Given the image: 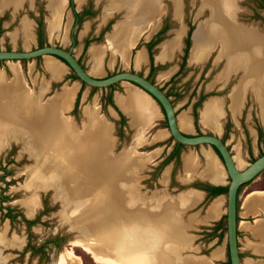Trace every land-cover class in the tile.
Masks as SVG:
<instances>
[{
    "label": "rangeland",
    "instance_id": "obj_1",
    "mask_svg": "<svg viewBox=\"0 0 264 264\" xmlns=\"http://www.w3.org/2000/svg\"><path fill=\"white\" fill-rule=\"evenodd\" d=\"M18 2L19 0L17 1L14 0L13 3L9 5L16 6L15 4H20ZM76 2L80 3L78 1ZM83 2L85 4H92L95 7L93 12L89 13V16L82 17V21H81V23L84 22L85 20L89 21L90 30L88 31V33H90L91 35H94L92 34V32L96 24L98 23L97 18L100 15V10H102L101 7L103 8V12H102L103 15L101 14L100 21H103V18H105L106 16H109L112 12H114V10L119 9V7L120 8L124 7V9H120V11L115 12L110 18H108L107 22L109 24L102 25V30L100 31L102 32L104 29L105 31H108L111 27V23L114 22L115 19L116 20L120 19L121 16L122 15L124 16V13H125V18L123 20L122 19L118 20L117 25L115 26L114 30L112 29L113 31L107 32L109 34L106 35V39L111 38V41L113 42L116 41L117 44L124 43L125 38L128 37V33L131 30L130 27L134 26L133 24H135L136 17H137L136 14L134 13L136 11H132L129 8L130 5L134 3V0H84ZM157 3H158L157 6L160 8L159 10H156L154 13H152V11L150 12L149 10H144V12L147 13V16L152 17L156 15L162 8H164L159 14L158 22L160 21V24H162V22L165 23L166 27L168 26L176 27V22H173V23L171 22L172 17H173V11H174L175 17L179 16L180 13L182 12V17L184 21L186 22V24H190L194 28L198 22L205 23L208 25L211 22L210 23L211 25L209 26H211L213 30L214 28L216 30L218 27V22L216 21L217 19L215 18L218 12L217 6L215 7L211 6L212 8L210 7L211 14L213 12V15H212L213 17L211 20L201 21L203 19H206L209 15V7L207 3H205L206 4L205 5L202 2V0H180V4H178V1L174 2V0H157ZM46 4L50 8V12H51L52 8L49 3V0H46ZM236 6H237V9L235 11V19L242 24L241 25L238 23V25L242 26L246 30L250 29L248 27H251L253 29V26H254L255 28H257L258 31H260L259 34L263 36L264 35L263 2L261 0H236ZM43 7H44V0H34V10H36L37 14L42 11L41 12L42 17L44 14H46L45 9ZM67 7H68L67 9H69L70 6L68 5ZM23 13H26L29 16L34 15L33 12L27 7L26 4H24L22 8L19 10L18 15H21ZM3 18L4 19L2 20L0 19V23H1L0 24V48L12 47V48L19 49L21 47L20 40L17 39L15 43H12L8 41L7 37L2 36L5 30L13 29V27L16 24V19L9 18V15L7 13L3 15ZM5 20L9 21V23L6 25H2L3 21ZM67 21L68 20H66L65 23ZM122 27L124 30L123 31L124 35L121 34ZM118 29H120L121 31ZM222 29L223 30L221 31H223V33L228 32V30L226 29V26L225 28H222ZM151 30L145 33V35L148 34ZM72 31H74V29ZM118 32L120 34H117ZM223 33L220 32L218 34L219 35L218 38H220L221 34ZM160 34L162 37L167 36V34H165L164 31L161 32ZM234 34L235 33L233 32L229 34L230 36L229 44L231 45V48L230 47L228 48L229 51L228 53H226V55H230L231 57L238 59L239 54H247L249 52V49H248V46H243L238 52H236L234 48V43H233L234 41L233 39L235 38ZM103 38H104V32L103 34H101V36L98 37V39H96V41H102ZM52 42L57 45L60 42V34L54 37V40ZM30 44L28 45L29 48L33 47V45H35L36 42L32 41L30 42ZM74 45H75L74 48L77 47L78 41H76ZM212 45H213L212 42H210V45L208 46V48L212 49L211 55L210 57L204 60L203 65L201 67L197 65H194V66L187 65L185 63V65H183L180 69H178L177 71H174L171 75L165 77L164 79H160L156 77L158 74V71L156 72L154 71L153 74L151 75L152 78L154 77L155 81L164 89H166L167 87H170L171 85L178 86L180 95L175 96V97L171 96L177 108H186V106L190 105V102L182 103V104L180 102L181 101L183 102L187 98L188 95H189V98L192 100L193 98H196L197 92L199 91L201 85L204 87L205 83H207L212 78H213L212 80H220L223 83L229 76L228 72L231 73L234 71L231 69H229L230 71H228V68L231 67L230 66L231 60H234V59H230L228 58V56L218 57L219 56L218 55L219 46L216 44L215 45L216 48H215V46L212 47ZM68 46H69V42L65 43L63 47H68ZM95 46L103 47L102 43H100L99 45H95ZM262 47H260V49L258 48L256 49V55H257L256 58H259V57L261 58V59L259 58L258 60L260 64H264V46ZM74 53L76 54L78 59L82 61L84 65H87L86 54L84 51L79 52L75 48ZM89 55H90V52H89ZM33 59L31 60L29 59L27 61H26V58L24 61H22V59H19L17 61L15 59H12L21 66L22 79L24 82H26V84L30 86L31 89L34 87L33 79L36 77L35 73L36 72L40 73L43 71V69L41 68V64H40L41 61H39V64L36 63V65L34 66V69L32 71V72L35 71L34 73L27 72L26 70L27 67L31 65L29 62L33 61ZM90 59H91V56H90ZM216 60L218 61L216 62L215 65H213L214 61ZM177 61L178 60L165 62L163 64V67L160 68V70L167 67L169 63H172V62L176 63ZM2 66L4 67L7 75H11L9 70L5 68L6 65L4 61H0V67ZM91 66H92V62H91ZM123 68L130 69L131 65L129 64V66L127 65L123 66L122 63H120L119 61H116L110 68H105L101 74H105V73L108 74V73H111L112 71L120 70ZM237 70L238 69L234 71L235 73L232 74V77L229 79V83L227 85H225L221 89L220 88L210 89L208 90L207 93L209 94L227 93L230 88V83L235 80V82L232 84L233 88L231 86V89L228 93L230 97V102H229V108H230L231 94L233 93L234 90H237L238 88H240V86L242 87L245 85L246 101L244 102V99H245V95H244V99H243L244 106L242 108V111L240 112V115L238 116V122L237 124H234V122L227 115V118H229L227 133L223 135L224 139H226L227 143L229 144L231 152L233 151V158L235 159V162H238L241 166H243L245 163L250 161L253 157L258 155L260 152L264 151V121L262 120V117H261V112H262L261 105L262 104H261L260 94L262 92L258 88L260 86L259 80L256 77H254V75H251L248 72H246V70L239 69L242 71V74H241L239 81L237 82L235 77L238 78L240 76V75L238 76V73L236 72ZM14 76L15 75L13 74L12 79L14 78ZM69 79H75L78 81V78H75V77L73 78L71 70L67 71L64 74L63 80H69ZM59 82L60 81L54 82L52 84V87L58 88V85L61 83ZM251 85L253 86V88H251L252 87ZM21 86L27 89V85L21 84ZM82 87H83L82 89H84L88 87V85L86 83H83ZM111 87L114 89L120 90V85H117V86L112 85ZM92 88H93L92 89L93 93L87 96L86 100L84 101V104L86 103L84 106H86L87 104L89 106H92V108L95 109L93 111L94 115L104 114L106 118L111 119L110 116L106 113L105 104H104L106 103L105 96L110 87L109 86H103V87L93 86ZM249 89L252 91V93L250 92ZM3 92L0 95V114H1L0 120L4 118L11 119L8 117V114L11 111H14L13 108L11 111L9 110L11 108V105H8L9 98L8 97L5 98L3 96L4 95ZM40 92L42 91L40 90ZM37 94H38V99H39L40 94L39 93ZM95 94H96V98L94 100L93 97ZM122 96L125 97L126 93L125 95H122ZM211 97H214V96H211ZM77 102L78 104L76 105L75 110L70 109L67 112H65V114L69 116L72 115L75 120L73 118L72 119L75 121L77 127L82 128L83 123L86 120V117L88 119V114L86 113V117H84L81 114V110H80L81 102L80 103L79 101ZM8 106L10 107L9 109H7ZM202 109L203 107L201 108V110ZM6 113L7 115H5ZM16 114H17V117L19 118L18 122H20L21 114H19V112ZM102 119H104V117ZM103 121L106 123V125H108L105 119ZM200 121H201V111H200ZM42 122L43 121L41 120L35 123L36 127L34 128V131H32V133L35 138L33 140V144L34 146H36V148L41 153V163H42L41 165L42 166H39L40 167L39 173L41 176L42 173L45 171L43 173L44 175L43 177L45 178L47 175L52 174L51 167H49L48 160H52L50 159L49 155L50 154L54 155L56 153V152L55 153L53 152L56 150V147L49 133L45 134L46 132L45 130H47V127ZM156 122H159V123H155L153 128L165 126L166 124L164 121L163 115H161L158 119H156ZM259 129L261 130V136L259 138H256V133H257V130ZM109 133L110 132L108 131V138H111L112 136ZM17 136H18L17 140L11 141L10 145L3 152L0 153V232H2L3 229H5L4 231L5 241H8V240L10 241L13 239L14 236H16V238L19 240L18 242L20 243L12 244L10 242V243H6L2 245V247L0 248V264H50L53 260V256L54 257L57 256L58 254H60L62 251L66 249H71L74 254L78 255L83 264H99L91 257L89 253H87L82 247L76 244L77 239H79L82 236L86 238H90V237L96 238L97 237L96 232H99V231H101L102 233L101 240L105 245L106 243H108L107 240H109L110 242L113 241V243H115L116 245H120L122 241H125V240L128 241V237H134L135 234H138V235L146 234V233L148 234L149 232L150 233L154 232L153 236L149 235L150 237L152 236L151 239L158 240L159 236L161 235L160 225L156 226L155 224L148 223L146 225L148 226V229L146 228L145 230H142L141 232H139L137 228L134 226L135 223H134V219L132 220V218H130L129 220L131 221V224L128 225L131 228L125 225L120 227L119 224H116V223H114V225L112 226H109L108 222H107L108 223L107 225L104 224L107 218L109 219V217L113 218L115 216L116 217L119 216L118 213L120 211L118 210V206L108 207L107 209L104 206L105 201H106V197L104 195L105 194L104 193V182L108 181L110 178L113 179L114 175L113 173L111 174L106 171L108 169V166H107V169H105V164L107 165V161H105L101 156L99 157V153L102 152V150H104L103 145L99 144L96 147V149L98 150V154L96 155L95 159L92 160V162L89 161V158H87L86 162H84V166H83L84 171L82 174H83V178L85 181H63L64 184L66 185V188L69 194L71 192L72 195H74L75 197L74 198L75 203L74 201L73 203L72 202L71 203L73 204V208L77 209L73 211L74 213H76V217L74 219L78 223H75V222L70 223V219H68V217L62 216L61 214L62 209L64 208V205H63L65 203L64 199L66 197L65 193H62L60 189L62 186L56 185L55 183L53 185L50 184L44 188H37V190L34 191L31 189L32 186L30 185V183L29 184L27 183V180L29 177V175L27 174L28 169L31 167V165H35V161L37 159H35L36 155L34 156L33 154H30L29 152L24 151L25 150V138L22 137L23 134L22 136H19V133H18ZM132 136H133V130L131 129H128L127 134L125 133L123 137L116 135L115 140L113 139L112 141L110 154L112 156L118 155L120 152L128 149L129 147L128 143L130 142V139ZM144 136L142 137V140H141L142 145L138 148L136 147L135 150L140 149L139 151L143 152V151H146L148 147L156 146L160 150V151L158 150L159 153L158 155H156V157L162 158V156L164 155L166 146L169 145V143L171 142L169 137H164L162 139H156L157 137L154 136L153 138L150 132L144 133ZM0 137H2V135H0ZM2 139H3L2 145H4L6 143V138H2ZM202 145H206V144L203 143ZM237 146L239 147V151L237 150ZM248 146L250 147V149H248ZM185 147L197 149L196 144L195 145L186 144L183 146V148ZM137 150L135 151L136 154L139 153L140 154L139 156H141L142 153L137 152ZM204 150H209V149L207 148L202 149V152ZM124 154H127V153H124ZM187 154L192 155L193 153L185 152L183 154V157ZM121 156H123V154L116 156V158L112 162L113 164L112 163L110 164V167L112 166L114 167L115 163L118 164L121 162H123L125 165H128L130 161L125 158L120 159ZM199 156L202 161L203 159L202 156L201 155ZM143 158L144 159H142L141 161L139 160V162L137 163V166L133 164L128 170L129 171L128 173H131L129 174L131 180H134L133 181L134 185L132 186V188L135 189L134 191L137 194V196L140 199H142L144 202H146L148 201V199L149 201H151V198L153 197L157 199V196L163 195L161 193H167L168 195L170 194V192L174 193L175 187H177L176 184L167 183L166 185L165 184L163 185V184L157 183L156 180H152L153 172L155 171L154 170L155 165L150 164V162L155 161V160L154 159L149 160L145 157ZM95 162L97 163V167L93 166L92 164ZM52 164L55 166L53 162ZM204 164H205V157H204ZM102 166L104 168H102ZM183 169H184V166H183ZM95 171L98 172L96 176L93 175ZM163 171H165V169ZM57 173H60V172H57ZM59 176L60 178L61 177L63 178V175H59ZM257 177H259V179L250 180L249 183H247L246 185L243 184L239 188L237 192L238 204H241L242 194L247 189L252 188V187H261L264 185V168L257 174ZM28 185H30V187H28ZM36 195H37V203L34 205L32 212L28 214L27 212L28 205L26 204V202L30 204L31 201H33L34 199L33 196H36ZM194 195H196L198 198L200 196V194H197V193H194ZM194 195L189 194L190 197H194ZM194 201H196V199H192V201L190 202L187 201L188 203L186 204L193 203ZM258 203L260 204V202ZM94 204H98V209L96 210L93 209ZM70 207L72 206L70 205ZM202 207H203V203H201L200 206L198 204V207L194 208V210L195 211L200 210L199 212L202 215L204 211ZM7 208L9 209L10 213L14 215L12 219H9L3 215V213L7 210ZM69 209L67 213L73 221L72 211H70ZM224 210H225V193H224V196L222 197L221 211L218 216L219 219L215 221L210 220L209 221L210 223L195 224L188 228V233L184 231V228L187 226H190L188 224V221L190 220V215L187 221H182L180 219V216H175L178 218V223H177L178 226L176 228L177 232L178 231L182 232L184 235L186 234L187 236H190L191 238V241H190L191 249L187 250L186 252L191 253L193 257L197 256L195 259H199L205 262L206 261L205 257L211 258V253L214 254L215 252L218 251V250H215L212 252V250L218 247L219 245H222L221 256L214 257L211 259L208 258L209 259L208 264H226V261H227L226 260V250L223 244L224 233L221 239H217L218 238L217 233L224 230L223 228L225 227L224 226L225 225ZM94 214H97V218L95 217ZM78 217L83 222H79V220L77 219ZM92 219L94 221L93 229L95 233L92 235L91 232H82V229L79 228L78 225L85 223L88 220L91 221ZM28 220H31V222H28ZM216 221H219L220 227L218 226L214 229L213 226L216 224ZM56 234H62V236L56 242H52V240H49L51 237L55 236ZM27 243H29V245H27ZM133 251L134 250H132V252ZM191 255L185 256V257L192 258ZM201 256H205V257H201ZM148 258L146 259V261H144V263L151 261V259H148ZM173 259L175 261L174 263L178 264V259H180V257L176 258L175 256H173ZM165 260L166 259L163 258L162 260L163 264H170L169 261L166 262ZM144 263L142 260L141 262H139V264H144ZM188 264H199V263L197 262V263H188Z\"/></svg>",
    "mask_w": 264,
    "mask_h": 264
},
{
    "label": "bare ground",
    "instance_id": "obj_2",
    "mask_svg": "<svg viewBox=\"0 0 264 264\" xmlns=\"http://www.w3.org/2000/svg\"><path fill=\"white\" fill-rule=\"evenodd\" d=\"M13 1L14 0H0V7L1 8L6 7L9 4L13 3ZM21 1L22 0H19L18 3H21ZM65 1L66 0H49V3L52 8L51 15L47 19V26L49 33L50 32L52 33L56 30V26H57L56 24H58L57 22L60 16V10L64 6ZM74 1L80 2L81 0H74ZM175 1H178V4H180V0H174V2ZM202 2L204 4L207 3L209 7V15L206 19H203L201 21L211 20L213 17L212 16L213 12L211 14L210 7L217 6L218 12L215 18L217 19L216 21L218 22V27L216 30L214 28L215 30L214 31L211 28V26H209L211 25L210 24L211 22L209 23V25L201 23L198 26L199 22L196 24L194 30L192 31V36H193V33L198 26V28L194 33V45L192 39V45H193L192 52L194 58L199 57V55H201L203 50L207 49L208 46L210 45V42H212L213 44L212 47H214L216 44L219 46V54H218L219 57L228 56V58L234 59L231 60L230 63L231 67L229 66L230 68H228V71H230L229 69L234 71L238 69L236 72L238 73V76L239 75L240 76L238 78L236 77L237 82L239 81L242 74V71L239 69H244L249 74L254 75V77H256L260 82L259 83L260 86L258 88L262 92L260 94L261 104H262L261 117L262 120L264 121V64H260V62L258 61L260 57L256 58L257 57L256 49L257 48L260 49V47L264 46V35L261 36L259 34L260 31H258L257 28H255L254 26L253 29H255L256 31L253 30L251 27H248L251 30L250 29L246 30L242 26L238 25V23L239 24L241 23L235 19V11L237 9L235 0H202ZM157 4H158L157 0H134V3L131 4L129 8L132 11H136L134 13L136 14L137 17L135 24H133L134 26L130 27L132 31L131 30L129 31L128 37L125 38L124 43L117 44L116 41L113 42L111 41V38H107V40H109V45H107L106 47H108L110 51L109 61H111V59L114 58L113 54L117 53L120 59H122V61L124 60V63L127 62L129 49L135 43L138 36L145 34L149 30L156 27L159 14L164 8H162L156 15L152 17L147 16V13H145L144 10H149L150 12L152 11V13H154L156 10L160 9L157 6ZM124 18H125V13L124 16L122 15L120 19H117L115 21L113 30L117 25L118 20L121 19L123 20ZM66 23H68V21ZM225 26L228 32L223 33V31L221 30H223L222 28H225ZM21 31L24 34L25 38L31 36L30 22L28 20L22 21ZM123 31L124 30L122 27L121 34L124 35ZM181 31L182 28L175 31V35H173L170 39H172L175 36L179 37ZM150 32L153 31L151 30ZM220 32H222L223 34H221L220 38H218L219 37L218 34ZM232 32L235 33L234 34L235 38L233 39L235 51L238 52L243 46H248L249 49V52L247 54H239V55L237 54L239 56L238 59H235L230 55H226V53H228L229 51L228 48L229 47L231 48V45L229 44L230 43L229 34H231ZM117 34L120 33L118 32ZM162 43L160 45L159 51L161 50ZM103 47L93 45L91 46V48H89L90 56L93 61L92 63L93 70H91L92 73H95V70L98 69V66L101 63L100 61L104 53ZM45 63L47 67H49L50 70L53 72V75L54 74L59 75L64 70L63 67L64 65L58 62L56 59L46 58ZM13 71L15 76L10 82V84L7 85L0 84V95L2 94L3 91H5L3 92L4 93L3 96L5 98L7 97L9 98L8 105H11V108L8 106L7 109L10 108L9 110L11 111L13 108L14 110L8 114V117L11 119L4 118L0 120V135H2V137H0V148L4 146L2 145L3 144L2 138H6L5 134L8 133L9 128H15L16 132H18L19 135L23 134L24 136H26L25 150L30 154H33L34 156L36 155L35 159H37L35 161V165H31L27 173L29 175L27 183L28 184L30 183V185L32 186L31 189L36 191L37 188H44L50 184L53 185L55 183L56 185L62 186L60 189L62 193H65L66 197L64 199L65 203L63 204L64 208L62 209L61 214L62 216L68 217V219H70V223L73 222L78 223L74 219L76 217V213H74L76 208L74 209L72 204L73 201L75 203L74 200L75 197L74 195H72L71 192L69 194L66 185L64 184L63 181H85L82 174L84 171V167H83L84 162H86L87 158H89V161L91 162L92 160L95 159L96 155L98 154V150L96 149V147L99 144H101L103 145L104 150H102V152L99 151L100 152L99 157L101 156L105 161H107V165L105 164V169H107L108 166V169L106 171L111 174L113 173L114 175L113 179L110 178L108 181L104 182V193H105L104 195L106 197L104 206L106 209L108 207L118 206V210L120 211L118 213L119 216L117 217L115 216L113 218L109 217V219L107 218L104 224L107 225L109 223V226H112L114 225V223H116L119 224L120 227H122L123 225L130 227L128 226L131 224V221L129 220L130 218H132V220L134 219V223H135L134 226L137 228L139 232L145 230L146 228L148 229V226H146L148 223L155 224L156 226L157 225L161 226L160 228L161 235L159 236L158 240L156 239L157 241L155 239H151V237L154 235V232L152 233L149 232L148 234L147 233L140 235L135 234L134 237H128V241L126 240L122 241L120 245H116L115 243H113V241L110 242L109 240H107L108 243H106L105 245L101 240L102 233L101 231H99L96 232L97 234L96 238H92V237L86 238L82 236L79 239H77L76 244L82 247L87 253H89L91 257L99 264H139L141 260L144 263V261H146L148 257H149L148 259H151V261L145 262L144 264H163L162 261L163 258L166 259L165 260L166 262L169 261L170 264H175L173 256H175L176 258L180 257L179 256L181 251L180 249L183 247H189L191 241L190 236H187L186 234L184 235L182 232L179 231H178L179 233L177 232L176 228L178 226L177 224L178 218L175 216H179V210L191 204V203L186 204L188 203L187 201L190 202L192 201V199L197 200L198 197L194 195V193L200 194V191L193 188H188L187 190L180 193L179 196L168 195L167 193H161L163 195L159 194L160 196H157V199L153 197L151 198V201H149L148 199V201L144 202L142 199H140L137 196V194L134 191L135 189L132 188V186L134 185L133 184L134 180H131L129 175L131 173H128L129 172L128 170L133 164L137 166L139 160L141 161L142 159H144L143 157L150 159L154 153L137 151L142 153V155L139 156L140 154L139 153L136 154L135 148H129L126 149L125 151L120 152L118 155L112 156L110 154V150L113 139L112 137L108 138L109 125H106V123L103 121L104 119H102L103 118L101 117L102 115L93 114V111L95 109H93L92 106L86 105L83 107V112L85 113V117H86V113L88 114V119L86 117V120L83 123L82 126L83 129L77 127L75 121L72 119L71 116L62 113L63 112L62 109L66 108V105L69 103L72 97V94L75 89L74 85L64 87L61 90V92H59V96L56 97L57 99L55 101L42 105L39 103L37 93L33 92L29 86H27V89L21 86L22 83L18 79L19 73L16 67L14 68ZM229 73L230 72H228V75ZM45 87L46 85L42 84L39 87V90L43 91ZM251 88H253V86ZM245 89H246L245 85L242 87L240 86V88L234 90L233 93L231 94L230 110L232 112V115L240 112V108L242 107L243 99L245 95ZM250 92L252 93L251 90ZM218 99L215 97H211L208 98L206 101H204L203 109L201 113L202 123L212 127L215 131H218L219 129V123H220L219 116H221L222 114L221 103L218 101ZM120 104L122 105V107L125 108L127 112L129 113L134 112L137 121L147 119V117L148 119H150L154 115L153 112L155 109L154 108L155 102H153L150 96L143 91L141 92V95L136 92H129L126 97L121 99ZM15 112L16 113L19 112V114H21L22 120L20 119V122H18L19 118L17 117V114ZM5 115H7V113ZM41 120L43 121L42 123H44V125H46L47 127V130H45L46 131L45 134L49 133L56 147V150L53 151L54 153L55 152L56 153L54 155L51 154L49 155L50 159L52 160H48L52 174L47 175L45 178L43 177L44 176L43 173L45 172L44 171L45 169L43 170L44 172L42 173L41 176L39 173L40 170L39 166H42L41 153L33 144V140L35 138L32 133V131H34V128L36 127L35 123ZM188 123H189L188 117L184 113L182 115L180 114L179 126L182 129H187ZM237 150L239 151L238 146H237ZM122 154L123 156H121L120 159L123 158L128 159L130 161L129 164L125 165L123 162H121L118 164L115 163L114 167L113 166L110 167V164L113 162L116 156ZM203 155L205 157V164L203 166L204 168L198 171L197 174H199L202 177H207L212 181H223L225 177V170L222 163L219 162V159L217 158L215 153H213L211 150H204ZM196 157L197 156L194 157V154L192 155L187 154L183 157L184 170L185 172L188 173L187 174L188 176H191L192 172L195 170V168H197ZM52 162L55 164V166L52 164ZM235 163L237 166H241L238 162ZM92 164L93 166L97 167L96 162ZM102 168L104 167L102 166ZM97 173L98 172L95 171L93 175L96 176ZM59 175H63V178L62 177L60 178ZM166 177H167V170L165 169V171L162 172L159 181L161 182L163 180L162 183L166 182ZM30 185H28V187H30ZM189 194H193L194 197H190ZM253 194H258V195L264 194V190H253L249 192L245 198V202ZM33 197L34 199L33 201H31L30 204L26 202V204L28 205V211H27L28 214L32 212L34 205L37 203V195ZM70 205L72 207H70ZM219 205L220 202L217 199H215L211 203L210 209L207 211L206 216L207 217L215 216L219 211ZM68 209L72 211L73 221L67 213ZM93 209L94 210L98 209V204H94ZM94 215L97 218V214ZM77 219L79 220V222H83L79 217ZM4 231L5 229H3L2 232H0V248L2 247V245L6 243H10V242L12 244L20 243L18 242L19 240L16 238V236H14L13 239L10 241L9 240L5 241ZM149 235L152 236L150 237ZM132 250L134 251L132 252ZM214 255L217 256L220 254L217 251L214 253ZM191 256L192 258H187L185 256L183 258L181 257L180 259H178V264H182V263L188 264V263H197V262L199 264H208L207 261H209V259L207 260L205 259L206 261L204 262L202 260L195 259L197 256L196 257H193V255ZM52 264H83V263L81 262L80 257L74 254L71 249H66L57 255L56 259L53 261Z\"/></svg>",
    "mask_w": 264,
    "mask_h": 264
},
{
    "label": "crops",
    "instance_id": "obj_3",
    "mask_svg": "<svg viewBox=\"0 0 264 264\" xmlns=\"http://www.w3.org/2000/svg\"><path fill=\"white\" fill-rule=\"evenodd\" d=\"M83 1L84 0H82L80 3H77L76 1L72 0V6H70L69 9H67L68 3L66 0L64 6L60 10V16H59L58 22H57L58 24H56L57 25L56 30L52 33L51 32L49 33L48 26H47V19L50 17L51 12H50V8L46 4V0H44V7L43 8L45 9L46 14H44L42 17V27L43 28H42V32L39 36H37V34H36V20H35V18L39 14H42L41 13L42 11L37 14L36 10H34V0H31V1L22 0L21 3L16 5V6L8 5L6 7H2V8L0 7V16L2 15L0 18L1 20L4 19L3 15L5 13H7L9 15V18L16 19V24L13 27V29L12 30H5L4 34H2V36L7 37L8 41L12 42V43H15L16 40L18 39L21 42L20 48H29L28 45L32 41L36 42L35 45H39V42H41V44H44L47 42H52L54 40V37H56L58 34H61L60 35V42L57 45L64 46L65 43L70 42L69 33H70V26H71V23H72L73 18H74V14H79V17H80V21L78 22L79 24L77 23L75 26L76 28H74L75 42L78 41V45L75 48L79 52H82V51L85 52L87 65H84L82 63V61L79 60L78 57L76 56V54L74 53V49H75L74 46L75 45L72 46L71 51L76 56V58L79 60L80 64L83 66V68H85L93 76H104L107 73L101 74L103 72V70L105 68H110L116 61H119L120 63L123 64V66L124 65L129 66V64H130L131 65L130 69L141 72L143 75L147 76L150 80H152L156 84H158V83L155 81L154 77L152 78V76H151L154 71L155 72L158 71V74L156 76L157 78L164 79L165 77L171 75L174 71H177L178 69H180L183 65H185V63L187 65H191V66L197 65V66L201 67L203 65L204 60L207 59V56L210 52L209 48L203 50L201 55H199V57H197V58H194V55L192 52L193 45H194V33H195L196 29L198 28V26L201 24V23H199L197 28L195 29V31L193 33V36H192V32L190 34V44L188 46L187 53L184 56L185 58L182 61L180 56H182V54H183V49H182L184 46L183 37L185 36L187 25H186V22L184 21V19L182 17V12L180 13L179 16L175 17L174 11H173V17H172L171 22L172 23L176 22V27H173V26L172 27H170V26L166 27L164 30V33L167 34V36L162 37L160 34L158 36L159 37L158 40H156L153 44H151V46H149L150 51H151V56H152V63L151 64L153 65V69L151 71H148V68H149L148 45H150L149 44L150 40H152V38L154 39V37L156 36L155 34L161 25L160 21L157 22L156 27H154L152 29L153 32H149L146 35L142 34V35L138 36L135 43L129 49L128 56H127V62L128 63L127 62L124 63V60L122 61V59H120V57L117 53H114L113 54L114 58H112L111 61H109L110 51H109L108 47H106L107 45H109V40L106 39V34H107V32L112 31L116 19L114 22L111 23V27L108 31H105V29L102 32H100V31L102 30V25H105L106 22L108 21V18H110L115 12L120 11V9H124V7H121V8L119 7L118 10H115L109 16H106L103 21H100L101 14L103 12V8L101 7L102 10H100V15L97 18L98 23L96 24V26L92 32V34H94V35H91L90 33H88V31L90 30L89 21L85 20L82 23H81V21H82V17L89 16V13L86 14L83 10L87 9L89 11H93L95 7L92 4H88V5L85 4ZM24 4H26L27 7L33 12V14H34L33 16H29L26 13L18 15L19 10L22 8V6ZM125 9H126V7H125ZM180 9H181V7H180ZM23 20H28L30 22L31 36L30 37L28 36V38L27 37L25 38L24 34L21 31V23ZM66 20H68V23H65ZM8 23H9V21L5 20V21H3L2 25H6ZM79 25H80V27H79ZM180 27L182 28V31L180 32L179 37L175 36L172 39H168V38L172 37L173 35H175V30L181 29ZM103 32H104L103 40L102 41H96V39H98V37L101 36V34H103ZM86 38H90V40L85 44ZM166 39H168V40H166ZM192 39H193V45H192ZM164 40H166V41H164ZM75 42H74V44H75ZM100 43H102V45L104 46L103 47L104 53H103L101 61H100L101 65L99 64L98 69L95 70V73H92L91 70H93V66H91V62L93 63V61H92V59H90V55H89L88 50H89V48H91V46L99 45ZM161 43H162V47H161V50L159 51ZM35 45H33V46H35ZM191 45H192V48H191ZM190 48H191V51H190ZM136 51H137V53H136ZM135 53H136V55H135ZM134 55H135V57H134ZM50 56H52V57H50ZM33 58H26V61L29 59L30 60L33 59V61L29 62L31 65H29L26 70H27V72L34 73L35 71L32 72L34 69V66L36 65V63L39 64V61H41L40 64H41V68L43 69V71L40 73L39 72L35 73L36 77L33 79L34 80V87L32 88V90L35 93L40 94L39 95V103L44 105V104H47L49 102L55 101L57 99L56 97L59 96V92H61V90L64 87L74 85L75 89H74V92L72 94V97H71L69 103L66 105V108L62 109V111H63L62 113L65 114V112H67L68 109L70 110V109L74 108L75 97L78 94V101H79V103L81 102L80 103L81 114L85 117V113L83 112V107L86 103L84 104V101L86 100L88 95L93 93L91 86L88 85V87L82 89L83 84L81 83V81L79 79H78V81L75 79L63 80L64 74L67 71H70V69L64 61H62L60 58L56 57L55 55L42 54V55H38L37 57H33ZM46 58H53V59H56L58 62L62 63L64 65L63 66L64 67L63 72L59 75H55V74L53 75V72L50 70L49 67H47V65L45 63ZM15 60L17 61L19 59H15ZM24 60L25 59H22V61H24ZM173 60L174 61L178 60V61L176 63L175 62L169 63L167 65V67L160 70V68L163 67V64L165 62L173 61ZM0 61L5 62V65H6L5 68L7 70H9V72L11 74V75H7L4 67L3 66L0 67V84H5V85L10 84V82L12 81L13 74H14L13 68L16 67V69L19 73L18 79L20 80V82L23 85L29 86L28 84H26V82L23 81L22 75H21V72H22L21 66L16 61H14L12 59H2ZM217 61L218 60L214 61L213 65H215ZM180 62H181V67H180ZM234 73L235 72L229 73V76L227 77V79L223 83L220 80H212L213 79L212 78L207 83H205L204 87L202 85L200 86V89L197 92L196 98L198 97V95L200 93H206V96L196 106V111H197L196 120H197L198 128L201 131L207 130L208 132L218 134V135H222V129H223L222 126H223V121H224L225 115H226V110L224 108L225 102H227L226 107L228 108L230 119L234 122V124H237L238 116L240 115L242 107L240 108V112L235 113L236 115L235 114L232 115L231 110L229 108L230 97L228 94L230 89H231V86L235 82V80L233 82H231L229 91L227 93H224V94H219V93L218 94L217 93L216 94L215 93L209 94V93H207L208 90H210V89H217V88L221 89L223 86L226 85V82L231 78L232 74H234ZM57 81L61 82V83L59 82L60 84L58 85V88L52 87V84L54 82H57ZM42 84H45L46 87L42 92H40L39 87ZM114 85L115 86L120 85V90L114 89L112 87L109 88L107 93L110 94L112 103H109L108 101H106V103H104L106 113L110 116V118H118L119 113L124 116L125 121H126V129L133 130V136L132 137L136 140L135 145H142L141 144L142 139H140V138H142L144 136V133H146V132H150L151 136L157 137L156 139H162L164 137H169L171 142L169 143V145L166 146V148H165V152H166L169 149V147L172 146V144L174 143V140L171 138L166 126L153 128L155 123H159V122H156V119H158L161 115H163V113H162L159 105L157 104V102L147 92H145L139 86H137L136 84H134L130 81L121 80V81L115 82ZM161 88L164 90L166 95L169 97V99L172 103V106L174 107L176 123H177L178 128L182 132H185V133H194L195 127H194V123H193L192 106H193L196 98H193V100H192L189 98V95H188L187 98L183 102L181 101L180 103L182 104V103L190 102V105L186 106V108H177L175 106L171 96L175 97V96L180 95V91L178 90V86L171 85L170 87H167L166 89H164L163 87H161ZM141 90L143 92H145L146 94H148L150 96V98L153 100V102H155V104H154L155 109H154V112H153L154 115L152 116V118L148 119V117H147V119L137 121L135 118L134 112H132V113L127 112L125 110V108L122 107L120 102H121V99L124 98V96H122V95H125V93H126V96L128 95L129 92H136V93L141 95V92H142ZM211 96H214L217 99L219 98L220 100L218 99V101L221 103L222 114H221V116H219L220 123H219L218 131H215L212 127L205 125L200 121V111L202 113L201 108L203 107V103L207 98H209ZM245 97H246V94H245ZM93 98L95 100L96 94L94 95ZM77 104H78V102H77ZM183 113L189 119V123H188V127H187L188 130L182 129L179 126V116L180 115H178V114H183ZM102 116L104 117V119L106 120V122L109 125V132H110L109 134H111V136L113 137L112 139L115 140L116 137H115L114 132H113V121L111 119L106 118L104 116V114H102ZM72 118L74 119L73 116H72ZM163 118H164V116H163ZM152 121H153V123H152ZM203 128H205V129H203ZM141 132H142V134H141ZM17 134H18V132H16L15 128H9L8 133L5 135L6 143L4 144L3 147L0 148V153L3 152L10 145L11 141L17 140V137H18ZM19 136H22V134ZM22 137L25 138V144H26V136L23 135ZM224 140H225V143L228 145L230 153L233 154V151L231 152V149H230L229 144L227 143L226 139H224ZM154 141H155V139H154ZM202 144H196L197 149L196 148L192 149V148H187V147L183 148V146L186 144H182V143L178 145V148H179L178 149V160H177V164L175 166L176 169H175L174 174H173L174 178L176 179V180H174V184H176L177 187H175L174 193L170 192V194H169V195L173 194L174 196L175 195L179 196L180 193L187 190L188 188H193V189L200 191V196L196 201H194L190 205L185 206L184 208L179 210V216H180V219L182 221H187L189 218V215H190L191 219H190V221H188V224L190 226H187L184 228V231L187 233H188V228L195 225V224L210 223L209 222L210 220L215 221V220L219 219L217 217L219 216V213L221 211L220 208H221V204H222V197L224 196V193L226 192V191H219L213 195H209L208 189H207L208 184H210V185H226V182H227L226 174H225L223 181H212L211 179H209L207 177H202L199 174H197V172L200 171L204 166V156H203L202 149L207 148V149L211 150L213 153H215V155L219 159L218 155L216 154V152L213 150V148L210 145H208L206 143H205L206 145H202ZM158 150H159L158 147L152 146L143 152H153L154 154L151 156L150 159H152V160L154 159L155 161H158V159L161 158V157H156V155H158V153L160 151V150L159 151ZM24 151H26V150H24ZM165 152H164V154H165ZM185 152H191L194 154V157L197 156L196 157V159H197L196 167L197 168H195V170L192 172L191 176H188L187 175L188 173L185 172L183 169V159L182 158H183V154ZM199 155L202 156V158H203L202 161H201ZM173 160H174V157L169 158L166 161V163L163 165L160 173L157 175V179H158L157 181L159 184H163V185L165 184L166 185L168 183L167 180L169 179V172H170V168L172 167ZM219 162H221L220 159H219ZM164 169L167 170V177H166V182L162 183L159 181V179H160L159 177H160V175ZM196 178H199L202 180H195ZM257 179H259V177H257V175H255L251 180H257ZM249 181L250 180L245 181L244 183L240 184L239 188L243 184L246 185L247 183H249ZM239 188H238V190H239ZM238 190H237V192H238ZM253 190H264V185L261 187H252V188L247 189L242 194L241 204H238V200L236 199V243H237V249H238V254H239V258H240V264H264V221H263V219H264V194H260V195L253 194L245 202L246 195ZM258 197L260 200L258 199ZM215 199L220 201L219 211L217 212V214L215 216L207 217L206 212L210 209L211 203ZM258 202H260V204ZM201 203H203L202 208L204 210L202 215L199 212L200 210H197V211L194 210V208L198 207V204L200 206ZM257 221H259V222H257ZM211 223H213V222H211ZM223 229L224 230L219 232V235L217 233V235H218L217 239H221V237L224 233L223 244H224V247L226 250L225 227ZM190 244H191V242H190ZM190 247L191 246L183 247L180 249L181 250L180 255H179L180 258L183 256H186V255H191V253L186 252L187 250L191 249ZM215 250H218L220 255L215 256L214 254L211 253V258L221 256L222 245H219L218 247L213 249L212 252ZM201 257H205V256H201ZM205 258H206V260L208 258L211 259L210 257H205ZM226 260H227L226 264H229L228 256H227V250H226Z\"/></svg>",
    "mask_w": 264,
    "mask_h": 264
},
{
    "label": "water",
    "instance_id": "obj_4",
    "mask_svg": "<svg viewBox=\"0 0 264 264\" xmlns=\"http://www.w3.org/2000/svg\"><path fill=\"white\" fill-rule=\"evenodd\" d=\"M75 23L76 20H74V23H72L70 26L71 31L74 29ZM73 42L74 38L70 33V45L68 47L47 42L41 45H35L31 48H0V60L25 59L33 58L42 54H52L64 61L69 69L72 70V72L77 76V78L89 86L103 87L121 80L130 81L147 92L162 108V112L166 121V127L174 140L187 145L206 143L213 146L216 149V154L218 155L224 167L225 174L228 177L226 182V201L224 210L225 240L228 262L229 264H240L236 243L237 190L241 183L253 178L264 168V151L253 157L243 166H237L226 143L219 137L218 134L211 132L185 133L178 128L174 107L172 106L169 97L158 84L154 83L143 74L129 69L115 70L104 76H93L85 68H83L76 56L72 53L71 49ZM135 142L136 140L132 137L128 143V146L134 147ZM93 223L94 221L92 219L91 221L88 220L85 223L79 224L78 226L82 229V232H91L93 235L95 233L93 229ZM56 257L57 256H53V260L50 264L53 263Z\"/></svg>",
    "mask_w": 264,
    "mask_h": 264
},
{
    "label": "flooded vegetation",
    "instance_id": "obj_5",
    "mask_svg": "<svg viewBox=\"0 0 264 264\" xmlns=\"http://www.w3.org/2000/svg\"><path fill=\"white\" fill-rule=\"evenodd\" d=\"M67 3H68V5L69 6H72V0H67ZM88 5V4H87ZM35 20H36V34H37V36H39L40 34H41V32H42V16H41V14H39L36 18H35ZM74 20H76V23H75V26H76V24L80 21V17H79V14H74V18H73V21H72V23H74ZM72 23H71V25H72ZM108 22H106V24H107ZM187 25V28H186V33H185V36L183 37V39H184V46H183V54H182V56L184 55H186V53H187V50H188V46H189V44H190V34H191V32H192V29H193V26H191V29H190V32H189V35H187V31H188V29H189V27H190V24H186ZM74 26V27H75ZM163 28V29H162ZM165 28H166V24L165 23H163L162 22V24L160 25V27L158 28V31L156 32V36L154 37V39L152 38V40H150V45H148V52H149V68H148V71H151L152 69H153V65L151 64L152 63V56H151V51H150V47L149 46H151V44H153L156 40H158V36L160 35V33L161 32H163L164 30H165ZM161 29V30H160ZM39 30V31H38ZM38 32H40V34L38 33ZM70 33L72 34V36H73V38H74V42H75V37H74V31H71L70 30ZM70 33H69V39H70ZM188 36V45H187V47H186V37ZM74 42H73V45H74ZM69 45H70V42H69ZM185 47H186V51L184 52V49H185ZM211 52H212V49H210V52H209V54H208V56H207V58L208 57H210V55H211ZM185 58V57H184ZM183 58V59H184ZM181 59H182V57H181ZM183 59H182V61H183ZM2 60V59H1ZM78 60V59H77ZM79 61V60H78ZM180 67H181V62H180ZM129 70H133V69H129ZM113 72V71H112ZM138 72V71H137ZM138 73H140V74H142L141 72H138ZM145 76V75H144ZM145 77H147V76H145ZM232 77V76H231ZM148 78V77H147ZM236 78V77H235ZM152 81V80H151ZM229 83V80L226 82V85ZM115 83H113V85H114ZM231 84V83H230ZM224 87V86H223ZM161 88V87H160ZM206 96V93H200L199 95H198V97L196 98V100H195V102H194V104H193V106H192V114H193V123H194V127H195V131H194V133H199V132H208V131H201L199 128H198V125H197V120H196V118H194V112H196V115H197V111H196V106L200 103V101L204 98ZM246 101V97H245V100H244V102ZM244 102H243V105H242V108H243V106H244ZM226 103L227 102H225V106H224V108H225V110H226V115H225V119H224V121H223V126H222V135H219V137L225 142V140H224V137H223V135L224 134H226L227 133V127H228V122H229V118H227V115L229 116V112H228V108L226 107ZM158 104V103H157ZM160 107V106H159ZM242 108H241V111H242ZM160 109H161V111H162V108L160 107ZM119 113V112H118ZM163 113V112H162ZM164 116V115H163ZM230 117V116H229ZM111 120L113 121V132H115L116 133V135L117 136H124V134L126 133L127 134V132H128V129H126V121H125V118H124V116L122 115V114H120L119 113V116H118V118H111ZM164 120H165V117H164ZM165 123H166V121H165ZM165 126H166V124H165ZM115 133H114V135H115ZM116 135H115V137H116ZM171 136V135H170ZM261 136V130L259 129V130H257V133H256V138H259ZM171 138H172V136H171ZM173 139V138H172ZM174 140V139H173ZM177 141L176 140H174V143L172 144V146H170L169 147V149L165 152V154L162 156V158H159L158 159V161H152V162H150V164H154L155 165V167H154V172H153V179L152 180H156V182L158 183V179H157V175L160 173V171L162 170V167H163V165L166 163V161L169 159V158H173L174 157V160H173V164H172V167L170 168V172H169V179L167 180L168 181V183L170 184V183H174V182H172V181H174V180H176L175 178H174V176H173V174H174V171H175V166H176V164H177V160H178V145H177V143H176ZM227 145V144H226ZM141 145H134V147H128V149L129 148H138V147H140ZM211 146V145H210ZM212 148H213V150L216 152V149L213 147V146H211ZM227 147H228V145H227ZM148 148H150V147H148ZM229 149V148H228ZM248 149H250V147L248 146ZM137 150V149H136ZM140 149H138L137 151H139ZM261 153V152H260ZM171 154V155H170ZM149 160H151V159H149ZM252 179V178H251ZM251 179H249V180H251ZM195 180H202V179H199V178H196ZM227 180H228V177H227ZM240 186V185H239ZM239 188V187H238ZM10 214H12V213H10ZM13 215V214H12ZM5 216V215H4ZM6 217L7 218H9L10 219V217L9 216H7L6 215ZM13 217H14V215H13ZM27 223V222H26ZM56 236V238L55 239H53L52 240V242H56L61 236H62V234H56L55 235ZM55 236H53V237H55ZM41 248H42V246H41Z\"/></svg>",
    "mask_w": 264,
    "mask_h": 264
},
{
    "label": "trees",
    "instance_id": "obj_6",
    "mask_svg": "<svg viewBox=\"0 0 264 264\" xmlns=\"http://www.w3.org/2000/svg\"><path fill=\"white\" fill-rule=\"evenodd\" d=\"M262 2H263V7H264V0H261ZM83 10V9H82ZM84 12H86V13H92L93 11H89V10H83ZM107 24H109V23H107ZM163 29V28H162ZM190 29H191V25H190V27H189V29H188V31H187V35H189V32H190ZM161 30V29H160ZM39 31V30H38ZM39 34H40V32H38ZM90 40V38H86L85 39V44L88 42ZM150 44V43H149ZM39 45H41V42H39ZM187 45H188V36L186 37V47H187ZM186 47H185V49H184V52L186 51ZM37 57V56H36ZM184 58V55L182 56V59ZM71 72H72V70H71ZM72 76H73V78L75 77V78H77V76L72 72ZM81 83L83 84L84 82H82L81 81ZM113 84H110V85H108L109 87H111ZM93 87V86H92ZM91 87V88H92ZM93 89V88H92ZM106 101H108L109 103H112V100H111V97H110V94L109 93H107L106 94ZM77 101H78V94L76 95V97H75V104H74V110H75V107H76V105H77ZM74 110H73V112H74ZM194 118H196V112H194ZM177 143V145H179V144H181L180 142H176ZM171 155V154H170ZM244 183V182H243ZM242 184V183H241ZM207 189H208V194L209 195H213V194H215V193H217V192H219V191H226V185H210V184H208L207 185ZM3 215H7V216H9L10 217V219H12L13 218V215L12 214H10V211H9V209L7 208V210L3 213ZM28 222H31V220H28ZM219 226V221H216V224L213 226V228L215 229L216 227H218ZM218 235H219V232H218ZM56 238V236L55 237H51L49 240H53V239H55ZM27 245H29V243H27Z\"/></svg>",
    "mask_w": 264,
    "mask_h": 264
}]
</instances>
